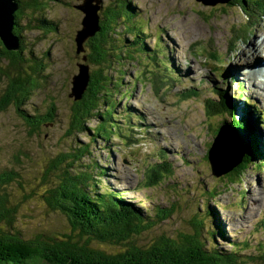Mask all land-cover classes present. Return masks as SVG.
Returning <instances> with one entry per match:
<instances>
[{"label":"rangeland","instance_id":"rangeland-1","mask_svg":"<svg viewBox=\"0 0 264 264\" xmlns=\"http://www.w3.org/2000/svg\"><path fill=\"white\" fill-rule=\"evenodd\" d=\"M23 1L31 6L39 1L42 5L38 10L26 7L19 23L24 29L22 55L29 58L34 54L43 69L38 74L32 73L30 66L27 68V72L35 75L39 88L22 107L29 113L44 114L55 100L57 112L53 122L43 124L34 133L14 105L0 110V174L9 171L8 174L17 177L1 190L8 194L9 205L17 206L16 218L11 227L4 223L0 227L21 230L25 237L77 236L70 220L49 206L46 195H50L48 189L57 186V174L61 173L48 171L52 159L61 153L78 155L81 153L76 150L78 146L83 151L81 155L74 160L66 157L63 166L69 165L71 174H90L95 179L89 181L91 185L101 181L97 189L90 186L87 190L103 192L108 188L122 192L128 201L145 211L155 208V213L167 216L135 237L138 247L144 250L163 242V238L193 235L195 227L198 228L194 222L200 220V228L215 231V236L206 237L207 244L226 252L236 247L242 258L252 257L255 264H264V165L256 167L254 164L259 161L256 158L248 170H242L234 178L224 175L239 166L235 163L241 153L244 155L245 148L251 146L248 142L243 145L246 126L227 127L222 121L230 122V115L218 112L211 117L208 110L210 98L221 95L215 91L216 87L222 89L235 110V118L254 128L260 145L258 155L264 154V126L257 121V114L248 111L245 98L237 97L244 91L248 95L245 97L259 98L257 108L264 113V89L259 96L253 95L242 89L239 82L231 83L230 74H226L235 61L237 65L253 54L251 47L261 48L264 20L247 33L250 21L238 5L229 2L120 0L125 9L120 10L119 17L111 19L115 30L106 45L112 57L104 72L110 77L103 80L107 88L101 90L106 97L100 102L101 115L86 123L89 130L71 135L67 134L71 120L70 93L79 73L78 64L84 63V52L77 53L75 40L82 28L84 12L76 6L84 0ZM116 1L101 0L100 26L111 7L120 9ZM221 4L222 10L210 16ZM257 13L264 14V9L262 12L257 9ZM111 14L114 15V9ZM131 14L132 20L128 21L126 17ZM43 18L55 29L44 31L46 28L38 26ZM239 29L245 33L239 34ZM2 62L6 65L4 59ZM95 68L91 65L90 71ZM220 70H225L222 75ZM8 82L0 74V104ZM253 82L256 87L260 85L254 78ZM109 108L114 113L107 119L102 112ZM99 123L106 124L108 134L93 131ZM226 129L240 133L241 143H222L220 155L225 156V149L232 148V157H223V161L234 163L224 168L214 157L208 159V151L214 138L218 141L220 136H228ZM158 162H170L173 174L162 172L159 185L147 186L146 175ZM46 169L51 174L48 182H43ZM95 245L110 254H121L128 248L109 242Z\"/></svg>","mask_w":264,"mask_h":264},{"label":"trees","instance_id":"trees-1","mask_svg":"<svg viewBox=\"0 0 264 264\" xmlns=\"http://www.w3.org/2000/svg\"><path fill=\"white\" fill-rule=\"evenodd\" d=\"M17 1L20 8L15 13L16 26L14 31L21 37V48L17 51L8 50L0 39V74L6 76L9 81L6 91L3 93L0 110H5L9 105H14L19 115L30 127L31 132L35 133L43 124L55 120L57 107L55 100L51 102L49 111L44 114L29 113L22 107L23 102L29 99L32 93L39 88L35 75L27 72V68L30 66L29 69L32 70V73L39 74L43 69V64H40L41 60L36 59L34 54L29 58L24 57V54L22 55L24 48L22 32L24 29L19 18L25 8L31 5L25 1L22 2V0ZM116 2L120 9H117L116 6L111 7V10H108L105 14L104 20H101V29L95 36L88 38L84 44L85 50L83 52L84 56L87 57L84 63L90 66L95 65L96 68L90 71L89 85L82 98L75 99L72 97V104L69 108L71 120L67 134L72 135L75 132L83 133L89 130L86 123L93 117L101 115L102 105L100 102L105 97L101 90L107 88V83H104L103 80H109L110 77L105 75L104 72L107 68L106 64L111 62L109 58L112 57L106 45L111 41L112 30H115L112 27L111 19L119 17L120 10L125 9L124 2L120 0ZM216 2L219 1L215 0L214 3ZM227 2L238 5L244 12L246 20L250 21L249 27L245 29L247 33H250L251 28L264 20V14L257 13V9L261 12L264 9V0H228ZM32 5L29 8L33 10H38L39 6H42L39 1ZM113 5L115 4L113 3ZM221 6L222 4L215 8L216 10L212 11L210 16L221 11ZM113 9L114 15L112 16ZM210 16L208 18H212ZM106 17L108 18L107 23H105ZM132 17L133 14L128 15L126 18L129 21L132 20ZM48 24L43 18L39 21L38 26L46 28L44 31L55 29V27L53 28ZM242 33L239 29V34ZM236 37L237 39L241 38L240 36ZM235 47L236 40L232 42L230 50L233 51ZM140 48L145 49L144 46ZM130 54H133V52H130ZM3 59L6 65L3 64ZM159 78L156 79L158 82L161 80ZM118 86L119 84H115V87ZM215 91L218 95H221L218 98H210L209 100L208 110L211 117L218 112H225L232 119L230 122L224 120L222 124L233 127L246 126L252 140L251 147L245 148L244 155L237 164L239 166L224 175L230 176L229 178L239 175L243 172L242 170H248L256 158L259 161L254 165L261 168L264 165V160H261L264 159V154L258 155L260 145L256 141L254 128L235 118V110L225 99V95L222 93L223 90L217 88ZM108 96L112 98L111 94ZM237 97H242V92ZM112 108H115V106H112ZM112 108L102 112L105 118L109 119L112 116V113H114ZM247 109L257 114V121L259 120L264 126V113L256 105L253 107L247 106ZM129 113L134 114L133 112ZM107 128L106 124L99 123L93 131L99 135L108 134ZM125 135L123 136L125 137ZM76 142H78V139ZM86 147H89V145L87 144ZM76 150L83 152L78 149V146ZM85 152L88 153L86 150ZM81 153L78 155L74 152L61 153L52 159L48 171L55 170L61 173L58 172L59 174H57V186L48 189L47 193L50 195H46L49 206L53 210H58L70 220L74 231H78L77 236H66L67 238H57L49 235H47L49 237L44 235L25 237L21 230L15 231L14 228L6 230L4 227H0V264H255L252 257L242 258L243 256L239 254L240 250L236 247H234V250L226 252V250L221 251L216 245H214V248L213 244H207L208 239L206 237L215 236V231H209V228L206 227L200 228L202 226L200 220L194 222V226L198 228L195 227L196 230L193 235L181 234L178 238H163L161 240L163 242H157L144 250L138 247L135 237L167 216H163L159 211L155 213V208H147L145 211L142 207L128 201L122 192L108 188L103 192L87 190L90 186L97 189L98 185H101V181L96 180L91 185L89 181L95 179H91L90 174L86 172L71 174L70 166H63L66 157L74 160ZM160 161H163V159ZM211 169L213 173V167ZM4 172L0 174V223L11 227L16 218L17 206L9 205L8 194L2 193L1 190L4 185L17 179V177L11 173L8 174L9 171ZM162 172L173 174V165L170 162H158V164L152 165L146 175L147 186L159 185L163 179ZM50 174L47 173L46 169L42 181L48 182ZM43 187L45 188L44 183ZM24 197H27V195ZM210 213L209 210V215ZM217 226L222 229L219 223H217ZM104 242L115 243L120 247L127 246L128 248L124 253L110 254L95 245V243ZM208 247H210L209 250H207ZM207 253L210 254V257Z\"/></svg>","mask_w":264,"mask_h":264},{"label":"water","instance_id":"water-1","mask_svg":"<svg viewBox=\"0 0 264 264\" xmlns=\"http://www.w3.org/2000/svg\"><path fill=\"white\" fill-rule=\"evenodd\" d=\"M223 2H227L228 0H221ZM100 2L101 0H84V2L77 7L84 12V17L82 20V28L78 31L76 36V51L77 53H81L85 50L84 44L86 40L90 37L95 36V34L101 29L100 26ZM20 8V4L17 0H0V39L3 41L8 50L17 51L21 48V37L14 31L16 26V11ZM84 61L87 59L86 56H83ZM79 73L75 76L74 86L72 87V92L70 93V97H74L75 99L82 98L85 90L87 89L90 81V65L86 63H79ZM227 127H232L230 125H225ZM238 129V128H235ZM231 129H226L228 131ZM234 131V130H233ZM227 137L220 136L217 141L214 138V141L208 151V157H214L216 162L221 163L224 168L226 166H234L229 164L228 162L223 161V157H219L220 155V147L222 143H236L233 141H226ZM214 144V145H213ZM250 146V145H248ZM215 148V149H213ZM235 152V151H234ZM243 154L241 153L240 158L235 164H238L241 160ZM211 160V159H210ZM214 167V166H213ZM229 170V168H228Z\"/></svg>","mask_w":264,"mask_h":264},{"label":"bare ground","instance_id":"bare-ground-1","mask_svg":"<svg viewBox=\"0 0 264 264\" xmlns=\"http://www.w3.org/2000/svg\"><path fill=\"white\" fill-rule=\"evenodd\" d=\"M212 2H214V1H212ZM259 45H261V48H257L256 50H255V45H254V47H251L252 50H253V54H249V55L246 57V62H253V59H254V58H256V59H262V54H264V41H262ZM259 47H260V46H259ZM250 57H254V58L250 59ZM238 59H239V58H238ZM247 59H249V60H247ZM240 62H241V61H240ZM262 69H263V68H261V69H259V70L262 71ZM253 78L259 82V79H258V77H257V74H254ZM259 83H260V82H259ZM253 84H254V82H253ZM240 95H241V94H240ZM258 121H259V120H258ZM250 129H251V128H250ZM248 131H249V129H247V128L244 127L243 145L246 144V142L249 143L248 145H251V144H252V140H250V139H251V134H249ZM239 134H240V133H238V132H235V131H233V130H229V131H228V139H229V141H233V142H239V143H241V140L238 138V135H239ZM245 135H246V136H245ZM246 138H247V140H246ZM228 139H227L226 141H228ZM244 147H245V146H244ZM225 150H227V153L225 152V156H222V155H218V156H219V157H232V154H231L232 148H231V147H228V148L225 149ZM225 150H224V151H225ZM224 151H223V153H224ZM219 152H220V154L222 153V151H219Z\"/></svg>","mask_w":264,"mask_h":264},{"label":"flooded vegetation","instance_id":"flooded-vegetation-1","mask_svg":"<svg viewBox=\"0 0 264 264\" xmlns=\"http://www.w3.org/2000/svg\"><path fill=\"white\" fill-rule=\"evenodd\" d=\"M77 7V6H76ZM78 8V7H77Z\"/></svg>","mask_w":264,"mask_h":264}]
</instances>
